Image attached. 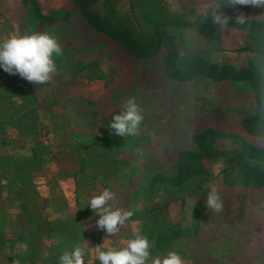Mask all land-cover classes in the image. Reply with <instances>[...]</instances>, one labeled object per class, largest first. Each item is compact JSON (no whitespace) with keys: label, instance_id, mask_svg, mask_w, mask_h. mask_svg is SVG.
<instances>
[{"label":"rangeland","instance_id":"rangeland-1","mask_svg":"<svg viewBox=\"0 0 264 264\" xmlns=\"http://www.w3.org/2000/svg\"><path fill=\"white\" fill-rule=\"evenodd\" d=\"M75 1L0 0V43L13 35L47 33L57 38L63 51L62 56H54L57 72L53 79L42 85L31 83L34 96L40 100L36 109L41 128L38 135L20 136L0 122L2 150L21 159L36 160L37 153L42 157L38 169L30 174L31 191L21 201L0 190V233L10 241L33 233L41 236L36 240V257L23 256L26 246L22 241L15 243L14 257L25 264H58L60 253L53 248L60 239L51 237L49 229L64 233L59 225L64 217L77 218L76 201L82 206L80 212H85L80 219L84 236L77 243L85 249V264H100L97 245L103 250H119L137 233L143 235V220L134 216L119 233L108 236L96 226L98 216L88 206L91 198L107 189L115 194V199L109 201L113 210L122 208L139 214L143 207H152L160 196L153 202L136 196L151 192L149 182L154 173L174 176L177 152H197L193 137L208 128L218 134V148H235L237 138L244 136L240 121L251 115L254 107L252 91L246 83H215L205 78L187 83L168 80L162 66L166 49L149 60L131 58L107 33L97 32L84 19L80 8L89 0ZM113 1L117 2L115 10L119 14L137 7L135 0ZM160 1L169 12L193 1L196 14H202L205 6L213 12L225 2ZM34 4L42 15L59 11L52 16L57 21L49 26L33 24ZM95 4L93 1L89 11L102 16L101 2ZM220 10L233 18L237 14L232 7L222 5ZM239 10L248 16L246 20L264 19V8ZM129 23L137 35L141 34L143 23L137 15L130 16ZM246 34L241 28L223 30L222 45L217 49L198 34L187 32L186 36L196 49L208 51L209 58L218 64L238 67L253 58L261 65L264 58L249 52L251 44ZM6 76L0 67V78ZM132 97L143 109L144 119L137 135L124 138L115 135L108 125ZM253 142L264 147V138ZM107 146L112 149L107 150ZM206 163L205 194L174 201L162 213L165 223L180 226L184 235L161 243L159 251L150 253L147 264L157 256L162 259L169 251L177 252L185 264H264V190L247 191L240 200L241 169L222 171L220 160ZM92 166L96 167L91 170ZM5 184L0 182V189ZM213 186L223 201L220 212L206 207ZM14 230L16 235H11ZM0 264L17 263H9L7 256L0 254Z\"/></svg>","mask_w":264,"mask_h":264},{"label":"trees","instance_id":"trees-1","mask_svg":"<svg viewBox=\"0 0 264 264\" xmlns=\"http://www.w3.org/2000/svg\"><path fill=\"white\" fill-rule=\"evenodd\" d=\"M93 1L95 5L101 2L99 8L103 12L102 16L89 11ZM135 2L137 7H131V10L124 14H119L115 10L117 2L113 0H89L85 5L82 3L80 11L84 19L97 32L107 33L120 50L133 58L149 60L156 57L162 48L166 49L162 66L168 80L187 83L195 78H205L215 83L226 81L246 83L251 88L254 104L252 114L240 121L244 136L237 138L238 143L235 148L229 150L218 148L216 145L218 134L210 128L205 129L193 137L198 148L197 152H177L174 176L154 173L149 182L151 192L137 194L136 199L142 201L153 202L158 196L161 198L152 207H143L139 214L133 211L134 215L131 217L139 216L143 220L142 226L145 232L142 230L141 234L147 237L152 245L151 253L159 251L161 243H170L184 235L185 231L181 230L180 226L165 223L162 213L174 201L182 202L189 196L202 197L205 194L204 186L208 174L205 168L206 162L220 160L223 164L222 171L233 167L241 169L239 191L242 194H238L240 200L247 191L264 190V147H257L253 142V140L264 138V61L259 65L250 58L235 67L218 64L209 58L208 51L196 49L187 38V32L200 35L217 49L222 45L223 30L212 23L210 16L205 19L202 14H196L193 1H190L188 6H181V9L173 12L161 6L160 0H135ZM33 7L35 8V11L34 9V12L32 11L33 16L31 14L33 24L49 26L57 21L52 16L57 15L59 11L55 10L42 15L37 4ZM132 15H137L143 23V29L139 35L130 26L129 19ZM237 28L246 30V38L251 44L249 52L264 58V19L246 20L244 24H240L232 18L229 29ZM6 77L0 78V122L6 128L15 129L20 136L36 137L41 130L36 115L40 100L34 96L31 82L18 74L7 73ZM50 117L56 116L50 114ZM106 148L112 149L111 146ZM111 153L115 154V151ZM41 159L38 153L36 160L21 159L0 148V182L6 183L0 190L15 201L31 191L28 184L30 174L38 169ZM94 167L96 166H92L91 170ZM76 203L77 218L64 217L63 223L59 225L64 233L49 229L51 237L60 239L53 248L58 250L60 255L78 246V241L84 236L80 219L85 216V212H80L82 206L78 205V201ZM11 235H16L15 230L11 232ZM40 238V234L33 233L25 238L16 236L13 241H10L4 233H0V254H5L9 263L25 264L24 260L14 257L15 243L22 241L28 249L24 250L23 256L36 257V240ZM7 250L10 252H6ZM262 258L264 262V254Z\"/></svg>","mask_w":264,"mask_h":264},{"label":"clouds","instance_id":"clouds-1","mask_svg":"<svg viewBox=\"0 0 264 264\" xmlns=\"http://www.w3.org/2000/svg\"><path fill=\"white\" fill-rule=\"evenodd\" d=\"M223 6L232 7L237 14L235 19L244 24L248 16L241 12L240 7L264 8V0H225ZM221 5V6H222ZM221 6L209 12L207 6L202 13L205 19L209 16L212 23L221 30H227L233 17L225 15ZM63 51L57 38L47 33L24 36L13 35L0 43V67L10 75H19L28 82L42 85L49 83L57 72L54 56H62ZM143 109L136 102L135 97L129 98L124 104V109L114 114L108 127L115 135L121 137L135 136L143 122ZM115 199V194L110 190H103L101 194L91 198L89 205L94 214L98 216L96 226L114 236L134 215L132 210L113 208L109 201ZM208 210L222 211L223 201L216 187H212L206 199ZM150 244L147 237L137 233L135 238L119 250L109 248L103 250L101 245L95 247V252L100 264H147L150 259ZM86 252L81 246H75L71 251H64L58 258V264H85ZM47 256V253H45ZM152 264H185L181 256L175 251H169L162 259L157 256L152 259Z\"/></svg>","mask_w":264,"mask_h":264},{"label":"crops","instance_id":"crops-1","mask_svg":"<svg viewBox=\"0 0 264 264\" xmlns=\"http://www.w3.org/2000/svg\"><path fill=\"white\" fill-rule=\"evenodd\" d=\"M131 57V56H130ZM132 58V57H131Z\"/></svg>","mask_w":264,"mask_h":264}]
</instances>
